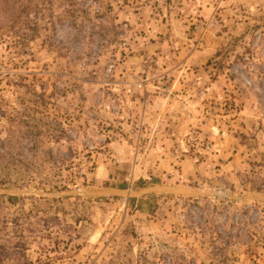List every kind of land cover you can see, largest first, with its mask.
Listing matches in <instances>:
<instances>
[{"label":"rangeland","instance_id":"374dc122","mask_svg":"<svg viewBox=\"0 0 264 264\" xmlns=\"http://www.w3.org/2000/svg\"><path fill=\"white\" fill-rule=\"evenodd\" d=\"M72 2L0 13V264H264V0Z\"/></svg>","mask_w":264,"mask_h":264},{"label":"trees","instance_id":"16d2710c","mask_svg":"<svg viewBox=\"0 0 264 264\" xmlns=\"http://www.w3.org/2000/svg\"><path fill=\"white\" fill-rule=\"evenodd\" d=\"M55 1L57 2L58 0ZM66 1H68L69 3L66 5L65 8H63V15L65 14L67 17H70L71 18L70 21H75V18L77 17V13L81 12L85 16H87V14L89 13L90 10L89 7L85 6L84 10H79L78 8H75L74 2H72V0H66ZM50 2H52V0H41V3L38 4L37 3L33 4V0H0V13L3 20L6 22L8 29L14 30L16 33L15 36L19 40L20 37L23 36V32H21L22 29L17 31L15 27L23 26L24 27L23 31L26 32L30 31L32 32L31 34H33V32H36V29L38 27L37 25L39 22V14L42 13V15L40 14V16L43 17V11H45L47 5ZM59 21L61 22V20ZM50 23L54 24L53 22ZM68 23H72V22H68ZM8 133H9L8 135H10L12 133L11 130H8ZM11 139L12 136L10 135L9 139L6 141L7 143H5L4 145L0 144V187L10 185L12 187L24 188L29 186L28 183L30 181L27 180L22 183L18 181L11 182V180H9L8 177L6 176L1 177L2 176L1 172L4 171L5 169L7 171H11L13 168L16 169L18 168V169H24L26 172H29L31 167H34L35 165L33 164L34 161L30 160L28 162H23L13 156L14 153L12 148H14L13 147L14 145L12 144L13 141ZM33 148H34L33 145H31L29 147V150L31 151ZM19 153H22V149L19 150ZM87 155H91V152L89 151ZM53 164H56V166L57 165L61 166V163L57 161L53 162ZM46 185L47 183L45 184V182H43L41 184L42 187L41 189H44ZM225 206L231 208V205L229 204H225ZM228 221H229V217H228ZM0 235H1V229H0ZM238 237H239L238 235H235V239ZM226 238L228 240L226 243L229 244L231 239H234V236L228 233L226 234ZM6 249L7 248H5L4 246L3 247L0 246L1 251H4Z\"/></svg>","mask_w":264,"mask_h":264},{"label":"water","instance_id":"95a60500","mask_svg":"<svg viewBox=\"0 0 264 264\" xmlns=\"http://www.w3.org/2000/svg\"><path fill=\"white\" fill-rule=\"evenodd\" d=\"M4 191H9L11 192L10 190H6V189H2ZM0 190V191H2ZM151 191H161V192H167V193H172V194H176V195H181V196H197L199 195L200 193H196V192H187L185 190H176V189H169V188H164V187H157ZM115 193H120V191H117ZM258 197L255 196V197H251L250 199H257Z\"/></svg>","mask_w":264,"mask_h":264}]
</instances>
